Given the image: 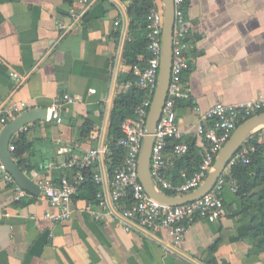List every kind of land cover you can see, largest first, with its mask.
I'll list each match as a JSON object with an SVG mask.
<instances>
[{
  "label": "crops",
  "instance_id": "obj_1",
  "mask_svg": "<svg viewBox=\"0 0 264 264\" xmlns=\"http://www.w3.org/2000/svg\"><path fill=\"white\" fill-rule=\"evenodd\" d=\"M73 8L84 15L64 34L58 24L72 22ZM134 9V0H95L88 8L82 0H0V104L48 110L57 97L76 99L64 102L62 123L22 129L32 143L23 156L31 170L24 171L34 182L73 177L71 161L98 144L93 136L81 140L86 120L107 139L115 98L133 76L124 51ZM185 15L194 43L191 105L178 108V121L201 161L194 107L264 97V0H188ZM138 61L144 66V55ZM257 140L264 142V130ZM13 185L0 182V264H264V183L244 196L225 188L227 216L193 223L179 245L165 230L96 220L86 200L74 202L70 220L54 222L46 200L30 192L19 198Z\"/></svg>",
  "mask_w": 264,
  "mask_h": 264
},
{
  "label": "built area",
  "instance_id": "obj_2",
  "mask_svg": "<svg viewBox=\"0 0 264 264\" xmlns=\"http://www.w3.org/2000/svg\"><path fill=\"white\" fill-rule=\"evenodd\" d=\"M88 8L95 0H82ZM152 4L148 14V51L149 58L144 67L133 66L134 79L127 80L123 90L138 88L144 96L135 106L134 117L121 122V136L117 139L122 148V164L110 173L108 162L112 154L107 139L101 134L93 137L98 144L71 161L70 166L77 168L71 179L63 178L60 182L40 179V198L46 200L52 211L46 217L54 222L70 220L74 213L73 195L84 182V170L90 169L98 187L94 200L88 201L86 210L96 220L123 225L131 231L136 225L140 229L165 230L174 244H181L189 227L199 221L217 222L227 216L223 191L230 187L237 190V181L233 178L232 168L239 164H248L253 154L260 152L264 158V142H246L230 159L213 189L202 198L182 205L171 206L153 199L145 190L140 180L139 156L143 140L147 135V120L153 97L158 84L162 32L164 27V6L162 0H149ZM188 0H174L175 24L173 35V64L170 85L162 115L158 122L151 155V176L154 183L166 193L175 196L186 195L197 189L211 171L217 156L237 127L248 118L264 112V97L241 104L219 102L206 111L199 106L194 110L199 114V123L195 138L201 142V161L191 174L187 170L178 172L175 177L176 159L189 154L190 142L184 140V132L178 121L177 101L191 99V89L184 81V73L192 64L190 55L194 43L186 39L191 28L186 20L185 4ZM84 12L75 8L70 10L72 22H60L58 29L64 34L79 27ZM120 22H116L119 24ZM17 77V74H15ZM70 94L57 97L48 109L46 121L63 122L62 106L64 102H74ZM25 102H14L7 106L0 104V136L5 126L21 113L25 112ZM21 131V130H20ZM9 150L15 146L10 143ZM16 161V159L14 158ZM178 177V178H177ZM0 182L14 184L16 196L25 198L29 192L17 183L8 171L0 156ZM99 206L101 210H97Z\"/></svg>",
  "mask_w": 264,
  "mask_h": 264
},
{
  "label": "water",
  "instance_id": "obj_3",
  "mask_svg": "<svg viewBox=\"0 0 264 264\" xmlns=\"http://www.w3.org/2000/svg\"><path fill=\"white\" fill-rule=\"evenodd\" d=\"M164 6V27L162 32V53L157 88L147 120V135L143 140L139 156L140 180L147 193L156 201L171 206L182 205L202 198L209 193L225 170L230 159L238 150L248 142L255 134L264 130V112L256 114L242 122L229 140L224 144L217 156L215 163L207 178L197 189L183 195L175 196L163 192L153 181L151 176V155L154 144V134L162 115L165 101L168 95L173 64V35L175 24L174 0H162ZM48 110L46 108L29 109L14 120L9 122L0 136V156L8 171L13 175L19 185L28 192L39 196L41 188L14 160L9 145L12 137L20 130L34 122L45 120Z\"/></svg>",
  "mask_w": 264,
  "mask_h": 264
},
{
  "label": "trees",
  "instance_id": "obj_4",
  "mask_svg": "<svg viewBox=\"0 0 264 264\" xmlns=\"http://www.w3.org/2000/svg\"><path fill=\"white\" fill-rule=\"evenodd\" d=\"M140 4V8L137 5ZM152 4L149 0H134V11L131 10L133 15V21L130 24L131 38L127 41L124 51V60L126 63L133 66L139 63L138 56L144 55V66L149 58L148 51V21L147 14ZM137 28H141L139 32H135ZM187 40L192 41L191 34L186 37ZM142 66V67H144ZM192 66L185 71L184 81L187 82V75L190 72ZM127 80L134 79V76L126 78ZM188 83V82H187ZM144 93L138 88H132L128 91L119 93L114 101V106L110 115V126L108 131L107 143L112 152L108 167L110 173L113 172L114 168L122 164L123 151L117 142V139L121 136L120 125L121 122L128 118L134 117L135 106L143 98ZM191 105V99H180L177 101V109L180 107H187ZM94 123L90 120H86L84 125L80 129L81 140L89 141L94 133ZM260 132L255 134L249 141L257 143V136ZM191 150L188 155L177 160L175 171L176 176L181 167H185L186 170L191 174L197 169L200 163V149L195 144V140L191 138L189 140ZM11 144L15 146V150L12 152L13 158L19 166L29 172L30 166L27 164V160L23 158L25 152H27L32 143L27 138L24 130L16 133L12 139ZM233 178L237 181L236 193L239 196H244L250 193L255 187L264 183V158L260 152L253 154L251 161L248 164H239L232 168ZM98 187L94 182L90 169L84 170V182L78 187L77 191L73 195V201L86 200L91 201L96 197ZM169 194H174L169 192Z\"/></svg>",
  "mask_w": 264,
  "mask_h": 264
}]
</instances>
